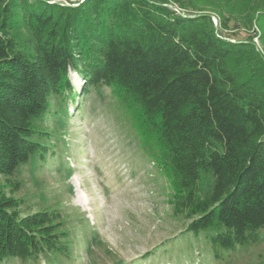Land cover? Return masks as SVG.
Returning <instances> with one entry per match:
<instances>
[{"label":"trees","instance_id":"trees-1","mask_svg":"<svg viewBox=\"0 0 264 264\" xmlns=\"http://www.w3.org/2000/svg\"><path fill=\"white\" fill-rule=\"evenodd\" d=\"M0 0V264H68L59 209L20 215L16 173L47 153L40 142L52 97L107 88L172 185L185 233L206 239L214 262L264 232V0H172L245 13L259 30L234 42L231 17L179 14L170 0ZM256 12V15L254 13ZM258 12V13H257ZM250 33V32H249ZM219 35V36H218ZM44 162V160H43ZM210 179V190L201 193Z\"/></svg>","mask_w":264,"mask_h":264},{"label":"rangeland","instance_id":"rangeland-1","mask_svg":"<svg viewBox=\"0 0 264 264\" xmlns=\"http://www.w3.org/2000/svg\"><path fill=\"white\" fill-rule=\"evenodd\" d=\"M54 1L72 6L82 0ZM168 7L180 14L208 13L216 28L221 11L231 17L223 32L228 40L254 35L256 49L262 48L258 28L243 25L245 13L214 11L207 3L200 5L201 11L181 8L172 0ZM69 79L75 96L52 97L43 122L47 135L40 142L47 153L16 173L20 215L59 209L70 233L68 264H219L205 237L185 233L189 220L173 214L169 178L142 149L118 100L107 88L85 89L73 70ZM210 186L207 179L201 193ZM223 264H264V232L257 244L237 250Z\"/></svg>","mask_w":264,"mask_h":264},{"label":"built area","instance_id":"built-area-1","mask_svg":"<svg viewBox=\"0 0 264 264\" xmlns=\"http://www.w3.org/2000/svg\"><path fill=\"white\" fill-rule=\"evenodd\" d=\"M176 10V9H175ZM178 12V11H177ZM179 13V12H178ZM180 14V13H179ZM211 20L213 22V24L216 26L217 25V21L214 17L211 16ZM219 36V35H218Z\"/></svg>","mask_w":264,"mask_h":264},{"label":"water","instance_id":"water-1","mask_svg":"<svg viewBox=\"0 0 264 264\" xmlns=\"http://www.w3.org/2000/svg\"><path fill=\"white\" fill-rule=\"evenodd\" d=\"M210 16V18H211V15H209Z\"/></svg>","mask_w":264,"mask_h":264}]
</instances>
